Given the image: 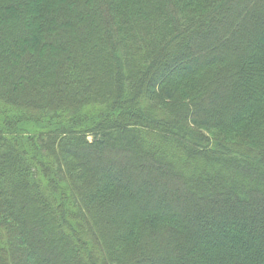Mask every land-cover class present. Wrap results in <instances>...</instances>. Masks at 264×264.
<instances>
[{
    "label": "trees",
    "instance_id": "obj_1",
    "mask_svg": "<svg viewBox=\"0 0 264 264\" xmlns=\"http://www.w3.org/2000/svg\"><path fill=\"white\" fill-rule=\"evenodd\" d=\"M22 109L58 119L42 139H55L72 191L11 137ZM116 113L130 119L95 122ZM77 170L94 181L79 185ZM102 173L113 180L97 184ZM99 193L117 225L101 229L109 206L88 224L81 208ZM53 249L58 264H110L113 252L112 264H264V0H0V264H52Z\"/></svg>",
    "mask_w": 264,
    "mask_h": 264
},
{
    "label": "rangeland",
    "instance_id": "obj_2",
    "mask_svg": "<svg viewBox=\"0 0 264 264\" xmlns=\"http://www.w3.org/2000/svg\"><path fill=\"white\" fill-rule=\"evenodd\" d=\"M227 12V7H224V8H222V10L219 12V14L220 15H222V14H225ZM217 16V15H216ZM206 30L207 29H205V31L204 32H206ZM188 39V40H187ZM184 40H187L188 42H189V40H190V38L188 37H185L184 38ZM177 68V67H176ZM132 106L133 107H135V108H141L142 110H143V106L142 105H140L139 103H135V104H132ZM21 108H23V109H26V110H28L29 109V107H27V105L25 106V105H23V106H21ZM140 108H139V110H140ZM21 110V112H17V111H11V113L10 114H12V117H10V118H12L11 119V121H15V119L16 118H23V119H21L20 121V123H19V125L20 124H22L23 126H25V128L24 129H15L14 131H12L10 134H11V137L16 141V140H20V143L27 149V148H29L30 150H32L33 151V153H35V154H37V158H38V162H40V165L42 166V167H46V166H48V170H47V174L49 175V178L47 179V180H49V179H51V181H52V183H53V186L57 183V179L59 180V183L60 184H63L65 187H67V188H69L70 190L72 189L71 188V186L67 183V182H65L64 180H62L61 179V177L64 179L65 177H66V171H65V169H64V167L62 166V168L60 169V171H58V170H55V168H56V166H53V163H55L54 162V156L56 157V153L58 152V149H57V147H56V145H55V139H53V145L51 146V144H50V142L48 143L46 140H44V139H42V137L44 138L45 136L44 135H42V133H44L45 134V132H47V130L49 129V128H51V127H53L52 126V124L50 123V122H53V121H55L57 118H53V119H47V118H45V119H43V121L44 122H39V121H37V120H35V119H32V118H28V113L29 112H27V111H24V110ZM19 111V110H18ZM91 111H92V109H91ZM17 112V113H16ZM93 112V111H92ZM10 114H8V115H10ZM117 114V117L116 118H113V116L112 117H110L109 119H105V118H103V119H101V118H97L96 120H95V122H97V121H100V123L102 124V125H104L105 124V127L107 128V129H109V130H112V128H111V126H112V122H119V123H122V122H124V121H126V120H129L130 118H128V116L125 114H121V113H116ZM11 116V115H10ZM83 119V118H82ZM58 120V119H57ZM140 121H142V120H140ZM84 122V121H83ZM82 122V123H83ZM82 123H78V125L79 124H82ZM129 124V121H127L126 122V125H128ZM84 126H86L85 124H83ZM91 126V125H90ZM198 129H200L199 131H201L203 134H205L206 136H210L211 138H213V139H215V140H219V141H221V142H224V143H229V144H239V145H249V142H245V140H242V139H240L239 138V136H238V134L237 133H235V132H228L229 131V129L227 130L226 128H223V129H218L217 127H212V126H204V128H199V127H197ZM17 130V131H16ZM10 134H8L9 136H10ZM92 138V136L90 135V136H88V139L90 140ZM73 144V143H72ZM75 145H77V151H76V155H80V156H82L83 154H87L89 151H87V149L86 148H84V146H82L81 144H79V143H77V144H75ZM111 146V145H113L114 146V143H112V142H110V141H108V143H107V147L108 146ZM115 146H116V150L118 151H116L117 153H119L120 154V152H121V150H123L124 149V145H123V143H121V142H118L117 144H115ZM64 147H67V146H65L64 145ZM107 147H106V149H107ZM134 152L132 153V152H130V154L129 155H125V159H126V162H129V161H132V159L131 158H136V153H137V151H136V147H135V149L133 150ZM65 155L67 156V160L69 161V162H71L70 161V158H71V156L70 155H67L66 153H65ZM58 158H56V161L58 160V162L60 163L61 162V160H59L60 158H59V155L57 156ZM34 158V157H33ZM73 158V157H72ZM78 158V157H77ZM83 158V157H82ZM81 158V159H82ZM74 160V159H73ZM145 161H146V165H147V167H149L150 169L151 168H153L155 171H161L162 170V167H157V166H155V165H153V163L151 162V161H149V159H145ZM63 162V161H62ZM61 162V163H62ZM49 163H51V164H49ZM72 163V162H71ZM218 163H220V162H218V161H216V160H212V164L213 165H216V164H218ZM56 164V163H55ZM73 164V163H72ZM71 164V165H72ZM81 165H87V162L85 161V159L84 160H81ZM51 167V168H50ZM165 171L163 172L165 175L166 174H168V173H166L167 171H166V169L165 168H163ZM62 174H61V173ZM84 173V174H83ZM77 177L79 178V179H81V180H83L81 183H79V185H84V184H86V182H93L94 181V173L93 172H87V173H85L84 171L82 172L81 170H77ZM101 179L100 180H96L95 179V181H96V183L97 184H99V185H101L103 182L105 183V182H111L112 180H113V177H109V176H105L103 173L101 174ZM169 176V175H168ZM57 178V179H56ZM183 180V185H182V188H181V193H183V192H185V197L188 199L189 197H190V195H191V192L193 191L192 190V188H191V186L189 185V183H188V181L186 180V178L185 179H182ZM56 186V185H55ZM79 189H81V191H85V189L83 188V186H80L79 187ZM114 190L115 191H117V188H114ZM72 191V190H71ZM114 191V192H115ZM180 191V190H179ZM80 194H78V196H77V198H78V200H80ZM110 196H108V195H105V194H102V193H99V195H98V197H97V201L96 202H94V203H92L91 205H90V207L88 208V212H87V210H84V208H81L82 210H83V212H84V214H85V216H86V219H87V221H88V224L91 226V225H93L94 223H95V221H94V219L93 218H91V216H90V214H93V213H91V211L92 210H94L95 209V207H97V206H99L101 209H105V206H109V208H108V216L105 218V220H104V222L103 223H101V229L104 227V228H108L109 226H112V225H117L118 223H120V222H118V219L116 218L117 216H116V213L115 212H113L111 209H110V202H111V200H110ZM158 200H160L161 202H163L161 199H158ZM166 209H163V213H164V215H166ZM36 214V215H39V210L38 209H36V210H34V212H33V210H30V211H28V216H29V218H31V215L32 214ZM7 216V215H6ZM9 217V216H8ZM8 221H6V222H8L9 224H13L14 226V228H15V230H14V234H13V236H19V232H20V228L18 227L19 225L17 224V222H16V220H13L11 217H9L8 219H7ZM38 220V219H37ZM36 220V221H37ZM39 221V220H38ZM210 226V225H209ZM92 227V226H91ZM210 228H211V226H210ZM3 235L4 234H2V244L3 245H6V246H8L9 247V245H8V243H6L5 242V240H4V237H3ZM42 238H43V240H45V241H48V239H49V233H48V231L46 232V234L45 235H43L42 236ZM20 239H21V237H20ZM22 242V241H21ZM103 242V241H102ZM202 243H204V241H201ZM55 245H57V249H64V243H62V242H60V241H58V239H57V237H55V243H54V246ZM20 247H24L25 245H23L22 243L19 245ZM52 251V253H51V255H50V260L52 261L51 263L52 264H58V260L55 258V253H56V251L57 250H51ZM114 255H116L114 252L113 253H111V258L110 259H108V260H106V261H109V263L110 264H112L113 262H114ZM20 257V256H19ZM63 258L65 259V260H67V261H70V260H72V256L69 254V253H64L63 254ZM23 259H25V256H23ZM32 262H33V264H35L36 262L38 263V264H44V260H43V258L42 259H40V258H35L34 260H32ZM36 263V264H37ZM46 264V263H45ZM108 264V263H107Z\"/></svg>",
    "mask_w": 264,
    "mask_h": 264
}]
</instances>
